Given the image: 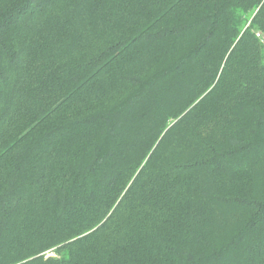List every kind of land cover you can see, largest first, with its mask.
Masks as SVG:
<instances>
[{
    "label": "trees",
    "instance_id": "obj_1",
    "mask_svg": "<svg viewBox=\"0 0 264 264\" xmlns=\"http://www.w3.org/2000/svg\"><path fill=\"white\" fill-rule=\"evenodd\" d=\"M0 264H264V0H0Z\"/></svg>",
    "mask_w": 264,
    "mask_h": 264
}]
</instances>
